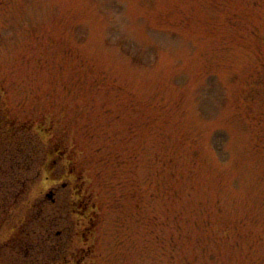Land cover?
Masks as SVG:
<instances>
[{"label": "rangeland", "instance_id": "1", "mask_svg": "<svg viewBox=\"0 0 264 264\" xmlns=\"http://www.w3.org/2000/svg\"><path fill=\"white\" fill-rule=\"evenodd\" d=\"M0 93V264H264V0H0Z\"/></svg>", "mask_w": 264, "mask_h": 264}, {"label": "trees", "instance_id": "2", "mask_svg": "<svg viewBox=\"0 0 264 264\" xmlns=\"http://www.w3.org/2000/svg\"><path fill=\"white\" fill-rule=\"evenodd\" d=\"M3 95H4V93H0V97L1 98H3ZM2 109V108H1ZM7 124H9V126H8V128H7V136L10 138V140L11 141H13L15 144V150H13L12 151V153H11V158H9V160L11 159L12 160V164H13V166H15L16 165V168L17 167H20L24 162L21 160H18L17 159V156H21L20 154H19V151L21 150V146H20V144L22 143V141H20V139L18 138V134L16 133V131L17 130H15L16 128H15V124H14V122L12 121V120H8V117H7V115H5V119H0V127L2 126V125H7ZM41 124H43V121L41 120L40 122H39V125H41ZM6 136V137H7ZM5 137L4 136H2L1 138H0V152H3L4 151V148H5V146H6V144L5 143H3L5 140ZM2 142V143H1ZM24 144H22V146H23ZM54 149V148H53ZM56 151H59L58 149L56 150ZM55 152H53L52 154H54ZM22 157V156H21ZM5 157H2V155L0 154V159L3 161V159H4ZM22 159V158H21ZM15 161H18L17 163H14ZM0 166H2V164H0ZM45 169H47V167L45 166V167H43V170L45 171ZM49 172V171H48ZM47 172V173H48Z\"/></svg>", "mask_w": 264, "mask_h": 264}]
</instances>
